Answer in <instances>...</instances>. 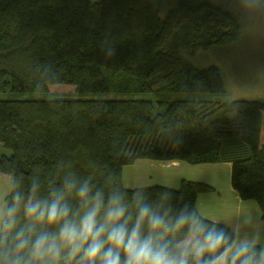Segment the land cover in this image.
Returning <instances> with one entry per match:
<instances>
[{
  "label": "trees",
  "instance_id": "trees-1",
  "mask_svg": "<svg viewBox=\"0 0 264 264\" xmlns=\"http://www.w3.org/2000/svg\"><path fill=\"white\" fill-rule=\"evenodd\" d=\"M242 36L230 1L0 0V91L32 96L0 99V144L11 150L0 174L11 191L39 180L46 194L69 174L128 188L124 168L138 159L231 162L233 187L264 220V100L228 99L217 66L182 55ZM112 86L127 97H101ZM56 87L78 96L51 97ZM140 188L197 209L215 189L186 179Z\"/></svg>",
  "mask_w": 264,
  "mask_h": 264
},
{
  "label": "clouds",
  "instance_id": "clouds-1",
  "mask_svg": "<svg viewBox=\"0 0 264 264\" xmlns=\"http://www.w3.org/2000/svg\"><path fill=\"white\" fill-rule=\"evenodd\" d=\"M0 264H264V239L169 194L69 174L46 194L14 182L0 200Z\"/></svg>",
  "mask_w": 264,
  "mask_h": 264
},
{
  "label": "rangeland",
  "instance_id": "rangeland-1",
  "mask_svg": "<svg viewBox=\"0 0 264 264\" xmlns=\"http://www.w3.org/2000/svg\"><path fill=\"white\" fill-rule=\"evenodd\" d=\"M235 6L243 23V36L239 41L227 45L199 47L194 51H183L182 55L197 67L217 66L222 72L228 99L264 100V0H223ZM51 97H77L73 87L51 89ZM137 97L136 95H133ZM105 98L127 97L117 86L101 95ZM29 94L0 91V99H28ZM0 155H11V150L0 144ZM190 174L204 177L206 172L189 166ZM194 177V176H192ZM198 177V176H196ZM0 200H2L0 193Z\"/></svg>",
  "mask_w": 264,
  "mask_h": 264
},
{
  "label": "crops",
  "instance_id": "crops-1",
  "mask_svg": "<svg viewBox=\"0 0 264 264\" xmlns=\"http://www.w3.org/2000/svg\"><path fill=\"white\" fill-rule=\"evenodd\" d=\"M189 166L207 173L190 174ZM231 162L201 163L192 165L185 161H154L138 159L124 168V183L128 188L147 187L162 184L174 188L181 185L183 179L201 181L215 189L198 196V210L207 218L229 224L241 236L259 235L264 239V220L261 208L255 200L242 199L240 193L232 185ZM194 176V177H192ZM198 176V177H196ZM13 179L9 175L0 174V193L2 200L11 192Z\"/></svg>",
  "mask_w": 264,
  "mask_h": 264
}]
</instances>
